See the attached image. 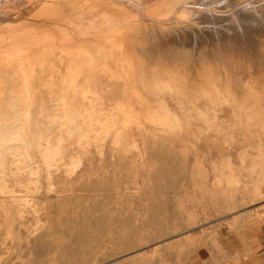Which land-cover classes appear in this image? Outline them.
Returning <instances> with one entry per match:
<instances>
[{
  "label": "rangeland",
  "instance_id": "rangeland-1",
  "mask_svg": "<svg viewBox=\"0 0 264 264\" xmlns=\"http://www.w3.org/2000/svg\"><path fill=\"white\" fill-rule=\"evenodd\" d=\"M233 1L239 31L207 22L201 51L179 53L149 39L155 56L133 78H90L102 110L132 114L118 139L91 130L97 109L80 95L34 78L26 107L21 78L1 79L0 264H264V27L250 7L264 0ZM80 16L70 29L94 35Z\"/></svg>",
  "mask_w": 264,
  "mask_h": 264
},
{
  "label": "bare ground",
  "instance_id": "bare-ground-1",
  "mask_svg": "<svg viewBox=\"0 0 264 264\" xmlns=\"http://www.w3.org/2000/svg\"><path fill=\"white\" fill-rule=\"evenodd\" d=\"M158 1L36 0L28 2L22 10L0 9V25L5 24L0 27V48L2 45L7 47L0 50V100L5 89L1 79L21 78L22 105L28 107L33 99L34 78H38L39 89L56 91L58 96L71 100L79 95L88 100L92 111L97 109L98 114L96 119H89L91 130L96 132L93 125H97L107 133L116 131L118 139L120 130L132 123V114L121 104H117L114 110L112 107L102 110L101 99L92 88L90 78H133V63L151 64L150 60L155 56L144 46L146 42L149 45V39H155L159 48L164 44L178 52L188 45L194 48L200 25L210 22L217 27H232L239 31L247 15L238 10L239 0L238 3L220 0V4L205 0ZM250 7L254 27H264V2L255 1ZM132 11L135 12L133 15L130 14ZM72 14L89 20L95 18L91 25L95 29L94 35L84 38V31L72 28V32ZM13 22L17 25L12 26ZM74 25L82 27L80 23ZM206 36L204 31V38ZM201 45L202 48L208 46ZM198 49L200 46L195 51ZM112 64L119 66L118 72L113 70ZM8 91L17 103L16 92H11V87ZM56 152L59 153L58 148Z\"/></svg>",
  "mask_w": 264,
  "mask_h": 264
},
{
  "label": "crops",
  "instance_id": "crops-1",
  "mask_svg": "<svg viewBox=\"0 0 264 264\" xmlns=\"http://www.w3.org/2000/svg\"><path fill=\"white\" fill-rule=\"evenodd\" d=\"M260 250H261V253L263 254V258L262 259L264 260V233H263V237H262Z\"/></svg>",
  "mask_w": 264,
  "mask_h": 264
}]
</instances>
